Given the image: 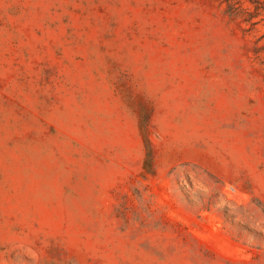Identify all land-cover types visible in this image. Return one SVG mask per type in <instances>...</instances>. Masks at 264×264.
I'll list each match as a JSON object with an SVG mask.
<instances>
[{
  "label": "rangeland",
  "instance_id": "obj_1",
  "mask_svg": "<svg viewBox=\"0 0 264 264\" xmlns=\"http://www.w3.org/2000/svg\"><path fill=\"white\" fill-rule=\"evenodd\" d=\"M259 1L0 0V264H264Z\"/></svg>",
  "mask_w": 264,
  "mask_h": 264
},
{
  "label": "trees",
  "instance_id": "obj_2",
  "mask_svg": "<svg viewBox=\"0 0 264 264\" xmlns=\"http://www.w3.org/2000/svg\"><path fill=\"white\" fill-rule=\"evenodd\" d=\"M226 3V11L229 12V14L237 15L238 8H237V3L247 1L251 4L257 5L260 3L259 0H223ZM259 52V49L257 50Z\"/></svg>",
  "mask_w": 264,
  "mask_h": 264
}]
</instances>
